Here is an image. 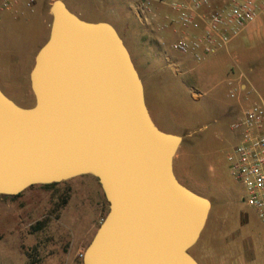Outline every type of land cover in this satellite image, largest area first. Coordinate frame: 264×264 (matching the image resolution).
Masks as SVG:
<instances>
[{
	"label": "water",
	"instance_id": "water-1",
	"mask_svg": "<svg viewBox=\"0 0 264 264\" xmlns=\"http://www.w3.org/2000/svg\"><path fill=\"white\" fill-rule=\"evenodd\" d=\"M50 12L30 74L35 106H18L0 88V195L92 176L109 212L83 264H199L190 250L212 203L175 174L183 138L154 123L112 24L83 20L63 0Z\"/></svg>",
	"mask_w": 264,
	"mask_h": 264
},
{
	"label": "rangeland",
	"instance_id": "rangeland-1",
	"mask_svg": "<svg viewBox=\"0 0 264 264\" xmlns=\"http://www.w3.org/2000/svg\"><path fill=\"white\" fill-rule=\"evenodd\" d=\"M65 2L73 13L78 8L86 13L80 18L88 22L98 21L105 8L110 12L116 9V17L106 19L113 22L129 52L135 54L136 45L124 28L136 19L133 10L137 0H103L105 8L100 0ZM41 35L36 16L5 23L0 27V56L8 61L9 55L20 52L22 46L38 45ZM161 94L164 97L168 93ZM227 103L226 97L208 91L198 101L184 104L191 134L185 133L175 159L178 166L187 161L191 178L183 179L187 186L199 189L192 183V171L205 176L210 185L205 195L212 203L206 227L190 254L199 264H264L261 223L244 203L245 190L231 176L226 160L236 144L230 130L235 119L221 111ZM162 110V128L175 133L166 128L173 124L166 114L168 103ZM216 174L219 178L213 186L212 176ZM44 186H34L15 197L0 195V264H83L86 249L109 212L102 188L92 176L52 188Z\"/></svg>",
	"mask_w": 264,
	"mask_h": 264
},
{
	"label": "crops",
	"instance_id": "crops-1",
	"mask_svg": "<svg viewBox=\"0 0 264 264\" xmlns=\"http://www.w3.org/2000/svg\"><path fill=\"white\" fill-rule=\"evenodd\" d=\"M84 1L95 2V0ZM53 2L47 0L38 5L34 13L22 7L18 15L2 14L0 27L20 18L34 16L42 27L38 45L22 46L20 52L9 55L8 61L0 56V88L8 98L22 108L30 109L36 104L30 74L38 52L50 37L53 21L50 9ZM100 4L105 8L103 0H100ZM78 9L74 12L76 15L79 17L83 16L82 14L86 15ZM133 11L136 19L133 23L127 24L124 31L128 39L136 45L135 54H130L144 85L148 110L160 130L182 138L187 132L191 134L184 104L198 101L208 91H216L217 94L229 100V103L221 107V111L225 116L229 114L233 119H236L250 102H257L264 106V9L256 21L246 27L240 37L216 54L209 56L203 63H197L191 56L182 55L173 50L174 43L184 36L194 34L195 31L184 29L178 23L176 15L167 6L156 4L151 13H137L136 9ZM108 17L115 18L116 9L110 12L105 8L99 20L93 22L112 24L111 20L106 19ZM121 37L125 40L123 36ZM229 82L241 84L243 96L236 99L230 98ZM161 92L168 94L163 97ZM246 95L249 97L248 100ZM167 103L166 114L174 125L168 124L166 128L175 130V133L164 130L160 123L165 120L162 106ZM174 171L178 180L195 193L206 197L205 193L210 192V185L205 176L197 175L193 171L192 183L199 189L187 186L183 179L191 178L186 160H182L178 166L174 159ZM212 178L214 179L211 184L216 186L219 176L216 174Z\"/></svg>",
	"mask_w": 264,
	"mask_h": 264
},
{
	"label": "built area",
	"instance_id": "built-area-1",
	"mask_svg": "<svg viewBox=\"0 0 264 264\" xmlns=\"http://www.w3.org/2000/svg\"><path fill=\"white\" fill-rule=\"evenodd\" d=\"M46 1L0 0V23L3 13L18 15L22 7L34 13ZM156 4L167 6L184 29L195 31L172 48L197 63L205 62L240 37L264 9V0H137L135 9L137 13H151ZM229 86L230 98L243 96L241 84L229 82ZM230 130L236 136V144L226 156L229 171L244 188L243 201L256 212L264 232V106L250 102Z\"/></svg>",
	"mask_w": 264,
	"mask_h": 264
},
{
	"label": "trees",
	"instance_id": "trees-1",
	"mask_svg": "<svg viewBox=\"0 0 264 264\" xmlns=\"http://www.w3.org/2000/svg\"><path fill=\"white\" fill-rule=\"evenodd\" d=\"M59 184H53V185H47V186H44L45 188H52V187H55V186H58ZM42 223H39V225L41 226Z\"/></svg>",
	"mask_w": 264,
	"mask_h": 264
}]
</instances>
